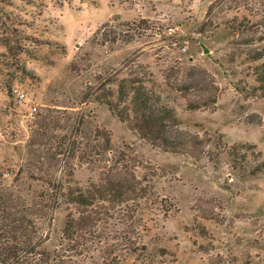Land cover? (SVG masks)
I'll return each mask as SVG.
<instances>
[{"label": "rangeland", "instance_id": "374dc122", "mask_svg": "<svg viewBox=\"0 0 264 264\" xmlns=\"http://www.w3.org/2000/svg\"><path fill=\"white\" fill-rule=\"evenodd\" d=\"M263 47L264 0H0V185L35 210L54 178L69 194L127 167L145 190L134 217L94 204L108 215L96 226L100 245L125 244L110 257L264 264V170L250 176L264 159V95L253 74L264 58L248 59ZM191 68L215 91L179 90ZM115 75L104 88L111 97L119 80L137 77L208 155L164 152L119 122L94 96ZM214 95L213 109L187 108ZM80 212L64 196L35 219L38 250L101 264L94 246L62 239Z\"/></svg>", "mask_w": 264, "mask_h": 264}, {"label": "trees", "instance_id": "16d2710c", "mask_svg": "<svg viewBox=\"0 0 264 264\" xmlns=\"http://www.w3.org/2000/svg\"><path fill=\"white\" fill-rule=\"evenodd\" d=\"M263 58L264 47L252 50L248 56L251 61ZM253 74L257 83L256 90L264 95V63L256 66ZM115 77L116 75L99 85L94 96L95 101L105 105L119 122L124 123L141 140L164 152L190 157L208 155L204 151L207 143L197 135L179 130V122L174 112L160 104L159 98L137 77L119 80L115 95L111 97V90L104 88L115 82ZM191 89L197 90L200 94L215 91L211 77L204 70L194 68L188 69L184 84L179 88L185 92ZM98 92H101V95H97ZM215 100L214 95L207 97L203 102L190 103L187 108L213 109ZM98 133L99 131H96L95 134ZM104 138V143L109 145L108 136ZM102 151H105L104 147ZM262 170H264V159L254 168L250 176ZM53 181L50 193L36 197L37 201L33 206L38 207L35 210H32V207L28 206L19 195L0 185V264H64L61 258L57 259L50 252L38 250L41 242L37 236L35 222V219H46L49 211L54 210L58 200L64 196H70L71 202L81 209V212L75 219L65 222L62 239L74 241L76 246H80V241L82 245L89 243L94 246L95 250L101 252V264H120L118 257L110 256L125 244L100 245L101 236L96 233V226L103 220L104 215H108L107 211L102 212L106 207H97L94 204L98 202L101 206L103 203H110L111 209L117 207L118 210L124 207L133 218L137 209L134 205L145 196V190L133 171L127 170V167H109L106 173L100 175L96 183H91L85 190L78 189L69 194L63 192L61 178H54ZM88 236L93 237L90 239ZM105 241L104 239L103 242ZM126 245L130 246V241Z\"/></svg>", "mask_w": 264, "mask_h": 264}, {"label": "built area", "instance_id": "2783aa9c", "mask_svg": "<svg viewBox=\"0 0 264 264\" xmlns=\"http://www.w3.org/2000/svg\"><path fill=\"white\" fill-rule=\"evenodd\" d=\"M16 96L18 97V100L19 101H24V102L27 101V98H26L25 94L22 93V92H18L16 94ZM29 111H30V114H32V113H34L36 111V108L35 107H32V108L29 109Z\"/></svg>", "mask_w": 264, "mask_h": 264}, {"label": "water", "instance_id": "95a60500", "mask_svg": "<svg viewBox=\"0 0 264 264\" xmlns=\"http://www.w3.org/2000/svg\"><path fill=\"white\" fill-rule=\"evenodd\" d=\"M204 52L206 53V52H207V50L205 49V50H204Z\"/></svg>", "mask_w": 264, "mask_h": 264}]
</instances>
